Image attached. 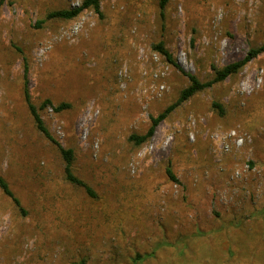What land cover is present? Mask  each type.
<instances>
[{"label": "rangeland", "instance_id": "rangeland-1", "mask_svg": "<svg viewBox=\"0 0 264 264\" xmlns=\"http://www.w3.org/2000/svg\"><path fill=\"white\" fill-rule=\"evenodd\" d=\"M159 1L61 19L68 0H0V175L23 210L0 189V264H264V52L128 138L188 84L152 44L208 80L264 42V0ZM25 82L37 107L71 104L39 111L94 196L65 179Z\"/></svg>", "mask_w": 264, "mask_h": 264}, {"label": "trees", "instance_id": "trees-1", "mask_svg": "<svg viewBox=\"0 0 264 264\" xmlns=\"http://www.w3.org/2000/svg\"><path fill=\"white\" fill-rule=\"evenodd\" d=\"M99 1L100 0H83L81 7H92L96 12L100 13ZM166 2L167 0L159 1V6L161 9L164 8ZM81 7L75 9L65 8L49 11L46 16L47 18L71 19L80 11ZM40 22L41 21H38L36 23L37 27L40 25ZM152 48L158 53H160L169 63L175 66L180 72L184 73L188 78V84L180 90L179 95L174 102L167 105L156 116H150L149 126L143 134L132 133L131 135H129V140L133 141L136 144H140L144 142L147 138H149L154 133L157 125L181 103L191 98L195 93L202 91L208 87H211L213 84L221 82L227 77L237 73L243 66L253 60L257 55L264 52V42L255 47L249 48L246 54L238 60L229 62L221 67H213V76L210 79L204 81L199 80L193 74L186 73L184 69L173 59V56L171 52L166 48L164 41L160 40L156 43H153ZM27 69V64H24V77L26 76ZM23 94L35 128L57 147L58 152L64 161L63 172L65 179L71 184L83 187L90 196H94L91 187L82 178L78 177L73 171L75 159L74 150L70 147L62 146L56 139H54L47 126L45 125L39 111L46 105H52L54 111L59 112L64 109L70 108L71 104L68 102L61 101L58 104L53 105L52 101L47 98L41 103L39 107H37L31 101V96L27 88L26 82L24 84ZM212 106L218 110L219 114H223L224 108L220 102L213 101ZM166 172L171 180H176V177L171 171V169L167 168ZM0 189L5 195L12 199V201L21 209V211H23L19 199L13 194V191L11 190L7 180L2 175H0ZM151 254L152 252L144 254L137 252L133 258L132 264H141L145 259L151 256ZM80 264H85L84 260H81Z\"/></svg>", "mask_w": 264, "mask_h": 264}, {"label": "built area", "instance_id": "built-area-1", "mask_svg": "<svg viewBox=\"0 0 264 264\" xmlns=\"http://www.w3.org/2000/svg\"><path fill=\"white\" fill-rule=\"evenodd\" d=\"M68 1L70 2V5L73 7L72 9L79 8L80 6H82V5H78V3L75 2L76 0H68Z\"/></svg>", "mask_w": 264, "mask_h": 264}]
</instances>
